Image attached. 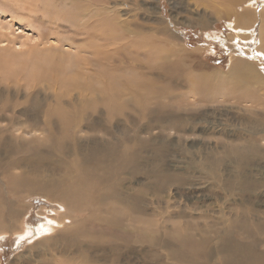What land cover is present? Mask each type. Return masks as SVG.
Segmentation results:
<instances>
[{
    "label": "rangeland",
    "instance_id": "374dc122",
    "mask_svg": "<svg viewBox=\"0 0 264 264\" xmlns=\"http://www.w3.org/2000/svg\"><path fill=\"white\" fill-rule=\"evenodd\" d=\"M241 3L0 0V264H264V89L226 77L264 76V0Z\"/></svg>",
    "mask_w": 264,
    "mask_h": 264
},
{
    "label": "bare ground",
    "instance_id": "6f19581e",
    "mask_svg": "<svg viewBox=\"0 0 264 264\" xmlns=\"http://www.w3.org/2000/svg\"><path fill=\"white\" fill-rule=\"evenodd\" d=\"M227 2L228 3V6H229V11L230 12H225V10H224V12H219V13H222V14H226V15H228L229 13H231L233 10H235L236 11V9L237 8H239L240 6H242L244 3H241V1L242 2H244V0H196V4H198V6H205V7H207V8H215V6H218V5H223V2ZM248 1V0H247ZM254 2V1H253ZM249 3V2H248ZM252 5V4H251ZM250 5V6H251ZM225 6V5H224ZM221 7V6H220ZM248 7V6H247ZM216 9V8H215ZM222 9H223V7H222ZM228 9V8H227ZM226 9V10H227ZM245 9V8H244ZM244 9L242 10V11H240L239 13H237L236 14V25H235V28L236 29H241V30H243L244 31V29H249V27H248V24H253L254 23V21L253 20H255L256 18V16H255V12L252 10V9H250V7H248V10H245L244 11ZM217 10V9H216ZM107 14H109V12H103V18H100V21H101V23L102 22H110V23H113V25H115V26H118V18H114V16H113V18L109 15V17L107 16ZM217 16V15H216ZM99 17V16H98ZM221 17V16H220ZM223 17H225V15L223 16ZM199 18V17H198ZM201 18V17H200ZM118 19V20H117ZM258 19L261 21V32H260V37H259V47H258V49H257V56H258V54H260V55H263L264 56V8H263V11L261 12V13H259L258 14ZM120 23H122V22H120ZM125 23V22H124ZM206 25V22L204 21V20H202V23H201V25ZM117 28V27H116ZM232 28V27H231ZM235 28H234V31H237V30H235ZM240 30V31H241ZM133 31V30H132ZM131 30H129V29H127V28H125L124 30H120V31H118V32H115L116 34H119L118 36L116 35V34H113V37H114V39H116V40H126L127 38H129V37H127V36H131L132 34H134L133 32H132ZM246 31V30H245ZM252 31V30H251ZM135 32V31H134ZM238 32V31H237ZM252 33V32H251ZM141 35V34H140ZM139 35V36H140ZM102 36V35H101ZM248 38V37H247ZM101 41L102 42H104L106 45H107V43H108V41L102 36L101 38ZM109 39V38H108ZM246 39V38H245ZM135 40V39H134ZM135 42V41H134ZM258 43V42H257ZM4 44V43H3ZM12 45V44H11ZM225 45V44H224ZM140 47H142V46H140ZM54 48V47H53ZM30 49L33 51L34 49H37V48H35V47H30ZM141 49V48H140ZM235 51V50H234ZM150 52V51H149ZM148 52V53H149ZM161 52V51H160ZM21 53H22V51H21ZM151 53V52H150ZM241 55V54H240ZM240 55H239V57H240ZM247 55V54H246ZM254 55V54H253ZM238 56V55H237ZM244 56V55H243ZM236 57V56H235ZM245 57V56H244ZM250 57V56H249ZM262 57V56H261ZM234 59V58H233ZM248 60L250 59V58H247ZM254 59V58H253ZM256 59V58H255ZM257 59H259V58H257ZM264 67V66H263ZM47 70V69H46ZM230 76H232V79H233V82H234V84L236 83V84H238V86H240V87H243L244 86V84L246 83V82H249V80L252 82V80H254L255 81V83L256 84H258V86H256L257 88H263L264 89V76L263 75H261L260 73H258L257 71H256V69H255V66H253V64L252 63H250L249 61H246V60H244V59H242V60H240L239 58H238V60L232 65V69H231V74H228L226 77H227V79H229V81H231V77ZM59 77V76H58ZM223 78H224V76H223ZM59 80V79H58ZM222 80V79H221ZM228 81V82H229ZM60 82V81H59ZM227 82V81H226ZM235 84V85H236ZM255 84V85H256ZM61 85V84H60ZM253 85H254V83H253ZM248 88V87H247ZM256 89V88H255ZM254 89V90H255ZM31 90V89H30ZM63 90V89H62ZM253 90V89H252ZM253 90V92H255ZM257 90L258 89H256V92H257ZM261 91V90H260ZM259 92V91H258ZM30 93V92H29ZM35 93V92H34ZM62 93V92H61ZM263 93V92H262ZM31 94L33 95V98L32 99H35V100H44L45 101V99H47V98H44V97H42V96H40V94L39 93H35V94H33V91L31 92ZM36 94H39V95H36ZM253 94V93H252ZM256 94V93H255ZM35 95V96H34ZM46 95V94H45ZM29 96V95H28ZM258 96V95H257ZM46 97H48V96H46ZM255 98H257L256 96H254ZM260 98H262V96L260 95L259 96ZM254 98V99H255ZM253 99V98H252ZM262 99H264V98H262ZM41 101H40V103H41ZM262 101V100H261ZM257 103V102H256ZM36 107V106H35ZM58 108V107H57ZM58 111L54 114V116H56L57 118H62V116H63V113H62V109L61 108H58L57 109ZM255 110V109H254ZM75 112V111H74ZM258 113H259V110H258ZM263 113V112H262ZM39 114V113H38ZM260 114V113H259ZM53 116V117H54ZM65 116H67V112H66V114H65ZM263 116H264V114H263ZM262 116V117H263ZM259 118H260V116H258ZM23 118V117H22ZM27 118L29 119L30 118V116L29 115H27ZM258 118V119H259ZM248 119V118H247ZM36 120V119H35ZM31 121V120H30ZM262 122V121H261ZM258 123V122H257ZM260 124V123H259ZM252 125V124H251ZM247 126V125H246ZM242 127V126H241ZM251 128H253V126L251 127ZM255 128V127H254ZM260 129H261V127H260ZM263 129V128H262ZM249 130V129H248ZM259 130V129H258ZM246 131V130H245ZM250 131H253V129L252 130H250ZM258 132V131H257ZM256 132V133H257ZM260 132V131H259ZM261 132H264V130H262ZM260 132V133H261ZM264 134V133H263ZM252 136V135H251ZM261 136H262V134H261ZM264 136V135H263ZM258 137V136H257ZM256 137V138H257ZM252 138V137H251ZM244 140V139H243ZM239 141H241V140H239ZM255 145V144H254ZM255 146H257V145H255ZM247 147H249V146H247ZM249 151H251L252 152V157L250 158V159H248V162L249 161H251L253 158H256V157H264V154L262 153V151H260L259 149H257V148H255L254 146H253V148H250V150ZM234 152L232 151L229 155H227V156H229V157H233L234 155ZM233 155V156H232ZM210 157H211V155H210ZM209 156H207L206 158H210ZM206 158H204V160L206 159ZM214 159H217V158H213V157H211V159L209 160L212 164H213V162H214ZM218 159H220V158H218ZM234 159H235V156H234ZM213 160V161H212ZM221 160V159H220ZM219 160V161H220ZM242 160V159H241ZM208 163V161H205L204 162V164H207ZM214 163H217V161H215ZM209 164V163H208ZM215 165V164H214ZM25 175H26V179H29V180H32V181H34L35 183H37V182H39V180H40V175L39 174H36V173H31V172H27L26 171V173H25ZM55 199H57L60 203L61 202H63V198H62V196L61 195H57L56 197H55ZM64 203V202H63ZM46 224V223H45ZM44 224V225H45ZM48 224H50V225H48ZM43 227V226H42ZM49 227L51 228V229H55V227L54 226H52V223H47V226H46V231H48V230H50L49 229ZM41 229H43V228H41ZM45 229V228H44ZM53 229V230H54ZM43 231H45V230H43ZM40 232V231H39ZM51 232V231H50ZM49 233V232H48ZM42 234V233H41ZM45 234H47V233H45ZM34 235H36V238H38L37 237V235H40V233L38 234H34ZM42 236V235H41ZM47 240V239H46ZM67 240H70L69 239V237H68V239H66V241ZM76 240V238L74 239V241ZM44 241V240H43ZM42 241V242H43ZM200 241V240H199ZM71 242V241H70ZM39 243H41V241L39 240ZM69 243V242H68ZM67 243V244H68ZM74 254H77V251L74 253ZM77 256H78V254H77ZM77 258H79V257H74V258H72L71 257V259H68L69 260V262L70 261H75ZM68 260H67V262H68ZM78 260V259H77Z\"/></svg>",
    "mask_w": 264,
    "mask_h": 264
}]
</instances>
